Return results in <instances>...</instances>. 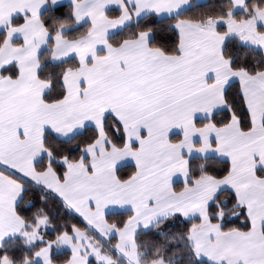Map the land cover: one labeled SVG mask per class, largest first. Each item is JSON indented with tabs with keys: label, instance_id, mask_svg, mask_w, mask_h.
<instances>
[{
	"label": "snow or ice",
	"instance_id": "snow-or-ice-1",
	"mask_svg": "<svg viewBox=\"0 0 264 264\" xmlns=\"http://www.w3.org/2000/svg\"><path fill=\"white\" fill-rule=\"evenodd\" d=\"M194 8L0 0V264H264V0Z\"/></svg>",
	"mask_w": 264,
	"mask_h": 264
},
{
	"label": "trees",
	"instance_id": "trees-1",
	"mask_svg": "<svg viewBox=\"0 0 264 264\" xmlns=\"http://www.w3.org/2000/svg\"><path fill=\"white\" fill-rule=\"evenodd\" d=\"M210 3H212V0H209L208 3H206L204 5H200V8H194L193 11L194 12L199 11V10H201V8H203L204 6H206L207 4H210ZM140 239H141V241L149 242V245L151 246L149 237L141 236Z\"/></svg>",
	"mask_w": 264,
	"mask_h": 264
},
{
	"label": "crops",
	"instance_id": "crops-1",
	"mask_svg": "<svg viewBox=\"0 0 264 264\" xmlns=\"http://www.w3.org/2000/svg\"><path fill=\"white\" fill-rule=\"evenodd\" d=\"M209 0H193V3L194 4H197V5H204L206 3H208Z\"/></svg>",
	"mask_w": 264,
	"mask_h": 264
}]
</instances>
